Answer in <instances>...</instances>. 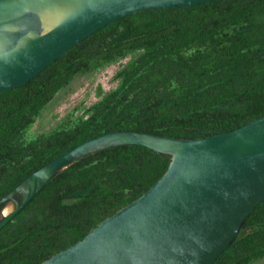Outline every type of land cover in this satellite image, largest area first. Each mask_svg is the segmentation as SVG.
Masks as SVG:
<instances>
[{
	"label": "trees",
	"instance_id": "16d2710c",
	"mask_svg": "<svg viewBox=\"0 0 264 264\" xmlns=\"http://www.w3.org/2000/svg\"><path fill=\"white\" fill-rule=\"evenodd\" d=\"M131 56L73 126L23 132L78 74ZM264 114V0L147 9L92 32L21 86L0 91V199L32 171L97 135L135 129L179 138L229 131ZM170 157L141 145L100 149L58 173L0 229V264H39L136 199ZM264 257V199L212 264Z\"/></svg>",
	"mask_w": 264,
	"mask_h": 264
},
{
	"label": "water",
	"instance_id": "95a60500",
	"mask_svg": "<svg viewBox=\"0 0 264 264\" xmlns=\"http://www.w3.org/2000/svg\"><path fill=\"white\" fill-rule=\"evenodd\" d=\"M210 0H0V91L18 87L92 32L125 15ZM64 6L42 34L41 9ZM141 145L170 157L159 179L81 239L39 264H212L264 199V114L235 129L179 138L135 129L86 139L0 199V229L56 173L103 148ZM14 208L4 214L3 207Z\"/></svg>",
	"mask_w": 264,
	"mask_h": 264
},
{
	"label": "rangeland",
	"instance_id": "374dc122",
	"mask_svg": "<svg viewBox=\"0 0 264 264\" xmlns=\"http://www.w3.org/2000/svg\"><path fill=\"white\" fill-rule=\"evenodd\" d=\"M130 57L76 75L44 106L35 122L21 135V142L26 144L39 137L47 136L56 129L73 126L85 116V107L99 99L98 89L106 92L115 87L116 81L113 79V74ZM249 264H264V257L253 260Z\"/></svg>",
	"mask_w": 264,
	"mask_h": 264
},
{
	"label": "bare ground",
	"instance_id": "6f19581e",
	"mask_svg": "<svg viewBox=\"0 0 264 264\" xmlns=\"http://www.w3.org/2000/svg\"><path fill=\"white\" fill-rule=\"evenodd\" d=\"M68 8L64 6H51L41 9L42 34L52 29L66 14ZM13 201L8 202L2 209L4 214L14 208Z\"/></svg>",
	"mask_w": 264,
	"mask_h": 264
}]
</instances>
